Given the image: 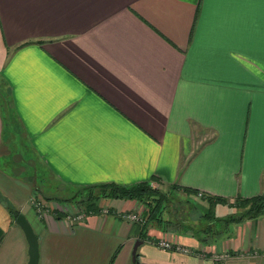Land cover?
Returning <instances> with one entry per match:
<instances>
[{"label":"crops","instance_id":"crops-1","mask_svg":"<svg viewBox=\"0 0 264 264\" xmlns=\"http://www.w3.org/2000/svg\"><path fill=\"white\" fill-rule=\"evenodd\" d=\"M0 84V264L28 263L20 212L38 264H264V214L222 219L264 194V0H0ZM15 139L33 177L8 170ZM143 181L201 215L199 192L225 200L210 231L128 198L67 216L68 189Z\"/></svg>","mask_w":264,"mask_h":264},{"label":"trees","instance_id":"trees-1","mask_svg":"<svg viewBox=\"0 0 264 264\" xmlns=\"http://www.w3.org/2000/svg\"><path fill=\"white\" fill-rule=\"evenodd\" d=\"M4 89L0 86V95L2 98L5 97L3 94ZM94 188H99L101 192V197L106 198H128V199H136L139 202H141L144 205V210L147 219H157L161 220V217L165 213H169V211H164L166 202H168L170 195L172 192H175L174 187L171 186H165L162 185V187H154L149 181H143L132 185H121L117 183H105L100 184L97 186H88L84 187V189H89L90 193L88 194V198L86 201L87 207H93L97 204L96 200L99 198V194L94 193ZM186 191H189V193H197L196 190H192L190 188H185ZM202 193V192H201ZM203 195V198H205L209 202V209L206 212H203L201 217L207 219L208 221V230L206 227V231H210V226L212 225L210 223V220L213 219L212 212V206L217 201H224L225 199L222 197H215L213 195ZM187 203H190L189 200L185 199ZM89 205V206H88ZM196 206V205H194ZM236 212L230 216H227L225 218H222L225 220L226 224L229 225L233 221H239L244 218L248 217H256L258 215L264 214V194H258L252 197H238L236 199L235 203ZM20 211L16 210L14 211V216H16ZM212 215V216H211ZM163 218V217H162ZM173 219L172 217H165V221L171 222ZM213 230V227H211ZM216 230V229H215ZM221 232L220 229L216 230V234H219Z\"/></svg>","mask_w":264,"mask_h":264},{"label":"rangeland","instance_id":"rangeland-1","mask_svg":"<svg viewBox=\"0 0 264 264\" xmlns=\"http://www.w3.org/2000/svg\"><path fill=\"white\" fill-rule=\"evenodd\" d=\"M1 86V84H0ZM7 94L4 97V100H8L7 99ZM2 98V97H1ZM0 98V100H1ZM5 100V101H6ZM24 147H22L19 142L15 139L13 142L9 143V147H8V151L6 153H11V154H6L4 159H5V163L7 165V167L9 168L8 170H12L15 173V170L18 172L19 177H28V176H34V171H33V167L30 166L28 163H20V165L16 164V166L14 165V163L11 161L12 157L14 156V151L16 152H22L23 156L26 158L25 154L27 153L26 151L23 150ZM28 156V153L26 154ZM0 161L3 162V158L0 157ZM2 164V166H3ZM14 166V167H13ZM13 168V169H12ZM152 186L154 187H162V185H157V184H153ZM94 193L95 194H99V196L101 195L100 189L99 188H94ZM90 193L89 189H83V188H79V189H75V191H70L68 189L67 192L65 193H61L63 196L67 197L68 199L73 197L74 195H78V200H74L71 201V203H74L73 205H75L72 209L68 208V210H70L71 212H76L80 209H83V205L86 204L87 201V196ZM41 197L45 198V195L43 193H39ZM59 193H57L58 195ZM101 197V196H100ZM36 198V197H35ZM46 199V198H45ZM141 203V202H140ZM141 209L144 210V205L141 203L140 204ZM66 208V207H65ZM164 211H169V216L168 217H172L173 218H181L183 220H189L190 222H192L193 227L197 228V227H202V226H206L208 223L205 220V218L201 217V214L196 210L197 208L193 207V205H191L190 203H187L184 199H181L180 196L176 193V192H172L170 195V198L168 200V202H166ZM85 209V208H84ZM165 217H167L166 215H164ZM198 229V228H197Z\"/></svg>","mask_w":264,"mask_h":264},{"label":"built area","instance_id":"built-area-1","mask_svg":"<svg viewBox=\"0 0 264 264\" xmlns=\"http://www.w3.org/2000/svg\"><path fill=\"white\" fill-rule=\"evenodd\" d=\"M200 195L202 194L201 192H199ZM34 202V201H33ZM36 203V206L38 207V201L35 202ZM40 209V207H39ZM41 210H42V207H41ZM65 211L67 213V216L68 218L71 220V221H76V220H80L83 218L84 216V211L83 209H80L76 212H71L70 210H68V208L66 209L65 208ZM125 218L127 219H130L132 221H139V222H143L144 221V217L141 213H129V214H126L125 215ZM158 244L162 247H166V248H172L173 247V244L168 241V240H165V239H160L158 240ZM179 248H181V250L183 251H186V252H193L194 250L192 249H189L188 247H180L178 246ZM230 256V253L229 251L227 250H219V251H214L212 253V256L211 258L215 261V262H221L223 261L224 259L228 258Z\"/></svg>","mask_w":264,"mask_h":264},{"label":"water","instance_id":"water-1","mask_svg":"<svg viewBox=\"0 0 264 264\" xmlns=\"http://www.w3.org/2000/svg\"><path fill=\"white\" fill-rule=\"evenodd\" d=\"M15 221L23 229L29 244V260L27 264H38L39 240L37 234L35 233V230L33 229V226L31 225L25 214L22 212L17 215Z\"/></svg>","mask_w":264,"mask_h":264}]
</instances>
